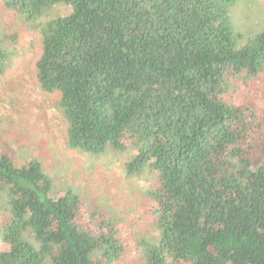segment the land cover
Instances as JSON below:
<instances>
[{"label":"trees","instance_id":"obj_1","mask_svg":"<svg viewBox=\"0 0 264 264\" xmlns=\"http://www.w3.org/2000/svg\"><path fill=\"white\" fill-rule=\"evenodd\" d=\"M240 1L2 0L40 28L36 78L60 94L68 146L131 142L127 171H151L140 264H264L263 120L233 98L264 74V30L237 29ZM15 36L0 32V73ZM61 190L37 156L0 153V264H125L120 226L98 211L88 227Z\"/></svg>","mask_w":264,"mask_h":264},{"label":"rangeland","instance_id":"obj_2","mask_svg":"<svg viewBox=\"0 0 264 264\" xmlns=\"http://www.w3.org/2000/svg\"><path fill=\"white\" fill-rule=\"evenodd\" d=\"M56 9L63 10L61 6ZM230 11L238 30H264V0H243ZM1 31L16 36L5 44L13 55L10 61L7 56L0 73V153L10 154L19 164L40 158L53 187L71 189L81 198L80 221L91 227L94 214L101 211V218L122 229L127 244L125 264H140L139 240L153 234L146 189L154 178L147 166L138 172L127 171L136 145L130 142L124 149L108 146L100 153L69 147L60 94L42 90L36 78L40 28L5 8L0 0ZM233 98L260 110L264 132V74L249 88L240 87ZM263 160L264 135L256 147V161Z\"/></svg>","mask_w":264,"mask_h":264}]
</instances>
